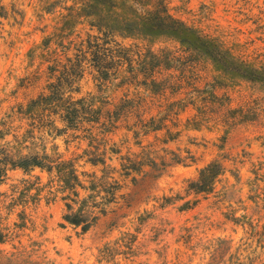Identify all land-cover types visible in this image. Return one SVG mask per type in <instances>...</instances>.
Listing matches in <instances>:
<instances>
[{
    "label": "rangeland",
    "instance_id": "1",
    "mask_svg": "<svg viewBox=\"0 0 264 264\" xmlns=\"http://www.w3.org/2000/svg\"><path fill=\"white\" fill-rule=\"evenodd\" d=\"M166 3L171 14L223 43L240 61L264 66V0ZM79 6L76 0H0V121L49 95L59 81L75 79L77 49L97 35L75 17ZM60 31L67 50L54 44ZM116 40L131 49L135 79L123 72L103 80L86 66L66 94L111 114L77 131L65 130L59 115L52 116L63 133L47 129L35 136L47 153L57 146L65 160L100 148L110 169L120 171L125 157L146 156L147 163L122 179L116 203L86 233L64 222L63 195L48 201L57 186L47 173L9 170L0 180V264H264V86L227 79L209 63L193 73L189 65L197 60L181 59L179 46L168 40ZM48 47L56 53L51 59ZM182 73L188 83L179 85ZM127 101L133 107L125 109ZM118 109L130 113L114 119L116 128L105 133ZM22 122L14 123L19 134L30 129V121ZM12 139L9 133L0 147ZM85 161H77L79 172L102 176V167ZM213 162L223 173L212 192L194 194L190 184ZM126 236L136 238L131 252ZM107 248L112 257L106 259Z\"/></svg>",
    "mask_w": 264,
    "mask_h": 264
},
{
    "label": "trees",
    "instance_id": "2",
    "mask_svg": "<svg viewBox=\"0 0 264 264\" xmlns=\"http://www.w3.org/2000/svg\"><path fill=\"white\" fill-rule=\"evenodd\" d=\"M76 1L80 9L75 17L85 19L91 30L97 31V35H89L87 41H83L77 49L75 63L71 66L73 70L71 73L75 79L67 78L66 85L59 81L58 85L51 86L49 95H40L26 109L19 107L17 111L13 110L10 114H6L0 121V140H4L9 133H13L12 142L0 147V180L6 177L9 170H22L28 173L39 169L47 173L51 178L50 184L57 186L55 192L49 191L51 198H48V201H55L57 194L63 195L61 200L66 208L64 222L81 228L82 233H86L106 215L107 208L116 203L118 194L124 187L125 181L122 179H128L132 174L140 173L148 158L146 156H142L140 160H134L131 157L122 158L124 163L121 164L120 171L110 169L111 167L107 164V151H101L100 148L85 151L76 159L65 160L58 153L57 146H53L51 153H47V147L37 142L38 140L43 142V139L37 138L35 132L41 134L48 129L47 131L62 134V130L57 129L56 122L51 119L52 116L59 115L60 120L66 124L65 130L77 131L84 122L98 124L102 116L106 113L111 114L110 111L104 112L102 108H92L93 101L74 100L72 95L66 97V94L71 92L69 89L84 75L86 66L100 74L103 80L117 77L123 72L129 73L135 79L136 71L131 58V49L119 43L116 36L124 39H143L148 42L158 40L173 42L179 46L178 52L182 54L181 59L187 55L197 60V63L189 65L193 73L199 71V65L209 63L217 73L227 79L244 80L264 86V66L240 61L223 43L171 14L167 7V0ZM63 29V33L68 31L67 28ZM56 37L60 44L56 41L55 46L59 49H69L63 44L64 35L61 31ZM47 49L46 53L51 56L49 59L56 55L55 52L50 53L49 47ZM68 62L71 63L72 60L68 59ZM144 66L148 67L149 64ZM187 79L188 75L182 73L181 79L177 82L183 85ZM167 80L174 82L172 77ZM155 81L152 80L153 83H156ZM214 98L218 99L216 96ZM132 104L131 101H127L125 109L133 107ZM122 111L123 109H118L113 112L116 117L110 116L109 121L111 119L113 123L106 126L108 130L104 129L105 133H110L116 128L114 119L128 117L125 114L130 112ZM23 120L30 121V129L19 134L20 131L14 130V123ZM19 129L22 128L19 127ZM151 131L148 129L145 134ZM95 141L92 139V142ZM80 159H86L85 163L93 168L102 167V176L98 177L95 172L91 174L79 172L77 161ZM222 173V166L218 162L209 164L200 171L198 179L190 184L189 190L196 195L211 193ZM116 174L118 177L115 176ZM132 180L136 181V177ZM30 186L25 189L27 192L34 187V184ZM124 239L125 237L120 241ZM127 240L129 246L126 248L131 252L136 238H127ZM130 252L124 254H130ZM110 257H112V251L107 248L104 258Z\"/></svg>",
    "mask_w": 264,
    "mask_h": 264
}]
</instances>
